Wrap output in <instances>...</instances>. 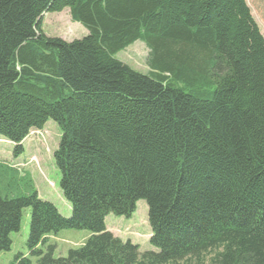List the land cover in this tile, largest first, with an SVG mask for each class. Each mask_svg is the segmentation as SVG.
I'll return each instance as SVG.
<instances>
[{
	"label": "trees",
	"instance_id": "1",
	"mask_svg": "<svg viewBox=\"0 0 264 264\" xmlns=\"http://www.w3.org/2000/svg\"><path fill=\"white\" fill-rule=\"evenodd\" d=\"M65 8L82 38L43 33ZM136 40L146 74L115 58ZM48 119L71 215L0 161V251L30 208L10 264H264V38L246 0H0V137L17 156ZM139 199L155 251L105 227ZM62 229L90 236L54 257Z\"/></svg>",
	"mask_w": 264,
	"mask_h": 264
},
{
	"label": "rangeland",
	"instance_id": "2",
	"mask_svg": "<svg viewBox=\"0 0 264 264\" xmlns=\"http://www.w3.org/2000/svg\"><path fill=\"white\" fill-rule=\"evenodd\" d=\"M246 1L264 38V2L261 3L259 0ZM41 29L47 36L60 37L65 41L79 39L87 34L84 27L72 21L66 8L60 12L43 14L41 16ZM148 54L149 51L145 43L136 40L125 49L117 52L115 58L134 70L146 74L149 71L146 62ZM59 138L60 129L52 119H48L42 129L32 131L28 137L23 139V151L17 156L13 154L14 145L0 137V161L7 165H14L15 168L19 169L21 175L27 174L39 198L51 202L63 217H69L71 209L60 192V174L54 165L52 155L57 148ZM6 178L4 176V179ZM18 183L22 189H25L23 180H19ZM147 209L146 201L139 199L129 217L116 216L110 213L105 216V226L111 228L113 234L122 241L129 240L137 244L141 252L154 251L156 250L155 247L148 240L151 228L148 223ZM29 220L30 208H23L19 229L10 234L12 241L10 249L0 251V264H10L16 254L28 253L26 240ZM89 236L88 230L62 229L49 235L48 241L55 245L54 257H64L69 249L77 248Z\"/></svg>",
	"mask_w": 264,
	"mask_h": 264
},
{
	"label": "crops",
	"instance_id": "3",
	"mask_svg": "<svg viewBox=\"0 0 264 264\" xmlns=\"http://www.w3.org/2000/svg\"><path fill=\"white\" fill-rule=\"evenodd\" d=\"M108 229V228H107Z\"/></svg>",
	"mask_w": 264,
	"mask_h": 264
}]
</instances>
